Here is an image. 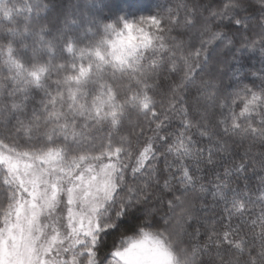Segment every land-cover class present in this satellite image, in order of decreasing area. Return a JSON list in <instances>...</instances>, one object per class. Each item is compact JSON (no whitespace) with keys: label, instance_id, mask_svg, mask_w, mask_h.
<instances>
[{"label":"snow or ice","instance_id":"1","mask_svg":"<svg viewBox=\"0 0 264 264\" xmlns=\"http://www.w3.org/2000/svg\"><path fill=\"white\" fill-rule=\"evenodd\" d=\"M105 8L22 9L52 28L0 75V264H264V0Z\"/></svg>","mask_w":264,"mask_h":264},{"label":"trees","instance_id":"2","mask_svg":"<svg viewBox=\"0 0 264 264\" xmlns=\"http://www.w3.org/2000/svg\"><path fill=\"white\" fill-rule=\"evenodd\" d=\"M45 4H51L56 8L60 15L72 13L79 9H85L89 15L95 14L97 10H103V15H109V11L105 8V0H43ZM33 0H7V6L11 8V11H17L12 17L4 19L0 16V49H11L17 59L22 63H27L31 55V49L33 47H40L41 45L36 43L35 33L40 31L43 27L45 32L50 31L51 24L34 26L29 24L23 19L24 13L22 9H25L29 4H32ZM39 6H43L42 4ZM157 3L154 2L151 7H146L142 12L135 15L127 12H120V16H124L126 19L134 20L139 15H148L155 11ZM19 11V12H18ZM52 9H46L43 16H47L51 13ZM111 22V21H109ZM61 26L63 22L61 20ZM9 101L11 97L2 98ZM7 104V103H5Z\"/></svg>","mask_w":264,"mask_h":264},{"label":"rangeland","instance_id":"3","mask_svg":"<svg viewBox=\"0 0 264 264\" xmlns=\"http://www.w3.org/2000/svg\"><path fill=\"white\" fill-rule=\"evenodd\" d=\"M15 13H17V11H11V8L7 6V0H0V16H2L3 20L12 17ZM13 57L16 58L14 53ZM9 66V50L0 49V67H6L8 69ZM36 91L39 92V89H36ZM41 95H43V93H41ZM4 103L10 105L12 103V98L9 101L5 100Z\"/></svg>","mask_w":264,"mask_h":264},{"label":"clouds","instance_id":"4","mask_svg":"<svg viewBox=\"0 0 264 264\" xmlns=\"http://www.w3.org/2000/svg\"><path fill=\"white\" fill-rule=\"evenodd\" d=\"M82 2H83V0H81V3ZM7 72H8V69L6 67H0V75H3L5 73H7ZM184 248L188 251V254H189L190 257L194 255L193 250H192V248L189 245H187V244L184 245ZM196 259L198 260L199 257L197 256Z\"/></svg>","mask_w":264,"mask_h":264}]
</instances>
